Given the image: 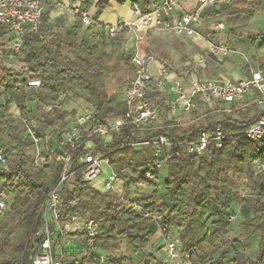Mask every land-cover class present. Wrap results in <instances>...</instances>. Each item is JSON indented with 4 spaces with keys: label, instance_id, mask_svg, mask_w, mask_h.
Masks as SVG:
<instances>
[{
    "label": "trees",
    "instance_id": "trees-1",
    "mask_svg": "<svg viewBox=\"0 0 264 264\" xmlns=\"http://www.w3.org/2000/svg\"><path fill=\"white\" fill-rule=\"evenodd\" d=\"M111 1L98 0L95 5L97 14L109 8ZM113 1L119 5H137L142 14H147L159 0ZM260 2L264 3V0ZM243 4L231 3L233 6ZM45 21L48 22L46 17ZM80 30L81 22L76 17L75 24L66 31L61 42L52 39L43 44L36 37L28 36L22 47L25 56L21 64L25 71L0 70V104L5 103L0 105V147L6 160V169L0 170V184L11 197L5 217L0 222V264H31V258L37 252L31 245V237L43 224L40 208L46 194L59 183L63 168V164L56 161L57 152H53L49 144L45 145L48 150L47 163L41 169L35 166L33 143L23 136L19 121L8 115L9 104L16 101L26 106L24 110H30V105L49 104L54 107V118L52 113L38 118V133L44 141V132L49 126L65 127L69 113L56 106V102L60 92L73 84L87 94V104L95 109L98 122L104 123L122 114V104L119 102V109L115 112L117 115L106 117L104 64L109 60L106 46L90 45L86 39L80 38ZM263 35L249 37L251 44L254 45ZM94 36L103 44L101 38L96 34ZM64 48L67 52L63 51ZM123 53V60L129 61L130 50L125 49L124 42ZM260 64L264 67L263 61ZM26 79L41 80V89L35 96L16 89L15 85ZM8 97L9 100H6ZM150 98L162 101L165 97L153 94ZM259 114L264 112L258 109L256 116ZM255 119L223 118L207 125L185 127L171 122L142 133L127 126L105 140L85 137L83 142L92 143L93 147L89 149L80 147L72 152L64 147V151L70 154L74 182L62 184L60 194L63 204L59 224L73 214L79 216L76 223H81L80 228L77 226L78 230L67 235L73 241L71 245L63 247L64 263L85 264L90 260L94 264H171L174 259L167 262L162 259V244L153 249L150 245L158 229L165 227L161 242L164 243L166 237L179 238L181 246L177 253L190 257L189 261L183 257L179 260L187 264H264V179L255 176L253 169L254 161H264V143L251 142L242 135V131ZM216 127H220L225 135L220 149L211 143L200 157L181 152L178 156H172L166 162L164 171L153 180L142 177V173L157 159L154 148L134 149L131 145L165 136L171 143L183 146L186 142L195 141L201 130L213 132ZM83 154L108 158L116 172L129 173L132 180L124 185L122 193H102L92 188L82 179L86 167L79 162V158ZM242 187L257 194L254 195V203L247 208L242 207L243 198L238 193ZM132 190H136L134 196ZM134 206L142 210L137 211ZM143 211L158 215L160 221L152 222L144 217ZM240 211H246L245 215L241 213L239 216ZM230 214H237L231 224L227 221ZM14 216H17L16 220H13ZM88 219H94L97 224L98 235L91 239L95 250L87 246L90 239L84 227ZM238 220L242 222L234 233L231 228ZM230 235L234 236V240L230 241ZM254 236H259V250L257 257L251 260L243 256L246 248L244 241ZM122 244L126 245L128 251L140 253L142 258L134 262L121 254L119 250ZM79 245L83 249L79 254H85L83 257L68 254L70 250L78 252L75 248ZM149 246L151 249L147 253ZM101 255H106L103 262Z\"/></svg>",
    "mask_w": 264,
    "mask_h": 264
},
{
    "label": "built area",
    "instance_id": "built-area-1",
    "mask_svg": "<svg viewBox=\"0 0 264 264\" xmlns=\"http://www.w3.org/2000/svg\"><path fill=\"white\" fill-rule=\"evenodd\" d=\"M217 0H198L195 8L187 13H179L176 0H159L147 14H142L137 5H132V21L119 20L113 24L98 23L90 15L87 9L79 8V5L71 3L69 6L57 0H0V38L5 37V43L0 46V70L6 68L14 72L25 71L21 64L25 56L23 41L26 37H36L46 44L51 36L47 31L48 22L45 21L46 12L49 9L62 14L64 12L76 15L81 22L82 31H91L101 38L105 43H111L122 39L125 49L130 50L129 65L130 74L122 90L121 104L122 114L112 117L104 123L97 121L95 109L85 103L80 110L70 109L75 104L73 94L69 89L60 92L56 106H61L69 113L65 119L64 128H53L49 126L45 132V141L38 133L36 118L26 106L13 101L9 104L7 113L19 121L23 128V136L31 139L33 143L32 158L35 166L41 169L48 161V150L46 144L53 152H57L56 161L63 164L59 183L54 186L45 196L40 208V217L43 222L41 228L31 237V245L37 250L31 258V264H65L62 254L63 247L71 245L72 239L67 235L79 228L76 222L79 216L73 214L63 224H59L61 218L60 208L63 204L61 187L66 181L74 182L71 172L70 154L64 151V147L72 152L80 147L89 149L92 143L83 142L85 137L110 138L112 134L118 133L121 129L131 126L135 131L142 133L163 126L165 123H177L175 119L183 114L187 118L193 111L203 107L207 113L230 112L243 105H253L259 112H264V69L261 66L253 67L247 63L248 76L237 78L227 74L217 73L214 77H208L205 73L209 70L210 64L215 63L219 67L231 54L227 39L223 36L224 24L212 21L206 30H202L203 15L207 9L213 7ZM97 1L93 5H96ZM166 32L176 37H187L192 43L206 55H196L187 60L182 71L185 76L184 82L189 90L186 91L180 81L172 77L167 67L160 66L155 75L149 70L152 61L150 56L141 53V47L146 42L149 34ZM214 33L215 40L210 35ZM264 58V51L262 53ZM181 76V77H182ZM183 78V77H182ZM184 79V78H183ZM19 92L35 96L41 89L40 79H26L25 82L15 85ZM1 91V90H0ZM153 94L164 96V100H152ZM9 100V97L6 100ZM0 104V105H4ZM41 106V105H38ZM46 113H52L53 118L56 112L49 104L42 105ZM2 108V107H1ZM160 112H165L166 119L161 121ZM162 117V116H161ZM163 123V125H162ZM154 124V125H153ZM245 139L251 142L264 143V114L256 116L255 121L242 131ZM55 137L54 143L52 138ZM225 135L220 127L213 132L201 130L195 141L186 142L183 146L173 144L165 136H160L152 141H143L131 145V147L154 148L157 158L142 173V177L153 180L165 168L166 162L172 156H178L184 152L189 156H202L207 146L211 143L217 149L223 144ZM91 144V147H86ZM180 150V148H182ZM79 162L85 165V172L82 179L92 188L102 192L122 193L125 184L132 180V176L116 172L110 164V160L100 155L83 154ZM109 168L103 186L98 188L95 182L104 176V169ZM6 169V160L3 150L0 147V170ZM254 175L264 179V161L256 160L253 163ZM243 189L247 193L249 189L242 187L238 190L241 198ZM252 195H257L251 191ZM264 202V192L262 193ZM11 197L8 191L0 184V222L3 221ZM135 210H142L134 206ZM144 217L157 223L160 217L156 214L143 211ZM237 214L227 216L228 223H233ZM54 225L53 230L51 226ZM90 241L87 246L95 250L91 239L98 235L97 224L94 219H88L84 227ZM165 227L158 229L153 241L157 242L163 238ZM230 241L234 236L230 235ZM164 249L167 262L183 257L190 260L188 254L180 256L177 252L181 246L179 238L166 237ZM101 262L106 255H101Z\"/></svg>",
    "mask_w": 264,
    "mask_h": 264
},
{
    "label": "rangeland",
    "instance_id": "rangeland-1",
    "mask_svg": "<svg viewBox=\"0 0 264 264\" xmlns=\"http://www.w3.org/2000/svg\"><path fill=\"white\" fill-rule=\"evenodd\" d=\"M81 8V7H79ZM82 9V8H81ZM76 18V15L64 12L60 15L53 14V16H48V24H47V31L51 36L49 42L52 39H57L58 42H61L63 39L66 31L75 24V21L72 20L71 17ZM210 17L213 18L217 22H221L224 24V34L223 36L227 39V42L231 49V54L228 59H226L219 67H216L215 63H212L210 70H208V74H205L209 77L216 76L217 73L227 74L234 77H239V75H243L246 73L245 62L248 61L246 59H252L254 62L256 58L253 57L252 48L253 45L251 44L249 37L264 34V3L258 2V0H254L252 2H248L245 6L242 7H234L229 5V2L225 3H217L214 5L213 8L210 10ZM52 21V22H51ZM50 28V29H49ZM93 32H83L79 31V36L81 39H86L90 45L95 46H106V52L109 55V60L105 62V70H104V88H105V104H106V117H112L117 115L115 113L119 109V102L121 100L122 90L125 87L126 80L130 74V65L129 61H124L123 57L125 54L123 53V41L122 39L115 40L111 43H105L100 41ZM214 33L210 35L211 40L217 39L214 37ZM58 37V38H55ZM153 34L148 35V44L149 47H152L155 44V41L152 40ZM152 40V43H151ZM6 42L5 40L0 39V46H3V43ZM155 46V45H154ZM156 47V46H155ZM144 49V48H143ZM146 49V50H147ZM151 50V49H150ZM64 52L67 50L64 48ZM152 51V50H151ZM193 52V53H192ZM189 56L183 58V61L191 59L197 53H202L198 49H194ZM164 64V63H163ZM170 68V69H169ZM169 71L175 73L178 77L182 76L181 69L177 68L175 65H170ZM248 70V68H247ZM185 79V76H182ZM70 92L73 94V105H70V109H75L76 113L77 110H80L85 103H87V94L83 93L79 89V87L75 84L72 85L70 88ZM156 100V99H155ZM31 113L36 117L39 118L43 114H45V110L41 106L30 105ZM258 109L253 105H243L236 109H233L230 112H216V113H207L203 107H199L198 110L193 111L187 118L185 115L180 114L175 119L179 120L180 127L195 125H207L210 122H218L223 118H232L237 120H248L252 117H256V112ZM160 119L161 121L166 119L165 112H160ZM154 125V124H153ZM163 125V123H162ZM2 138L5 142H7V138L2 135ZM55 137L52 138V142L54 143ZM86 147H91V144H86ZM164 171V170H163ZM166 173V171H165ZM161 179V178H160ZM162 179L160 180V182ZM139 190V189H136ZM136 190H132V195ZM136 194V193H135ZM242 194L244 195L243 200L241 201L242 207H248L254 203L255 198L254 195L251 194V191L247 193L246 189H243ZM245 215V212L240 211V215ZM250 214V213H249ZM17 216H14L13 220H16ZM242 220L236 221L232 225V231L234 233L238 230L239 223ZM81 223H76V226L80 228ZM155 239V238H153ZM152 239V241H153ZM156 241V240H155ZM157 241V244H162L163 248L161 251L162 259H166V251L164 249L163 242ZM246 248L243 251V256L247 259L254 260L257 257L258 250H259V236H254L252 238L247 239L244 241ZM77 250V249H75ZM74 251V250H73ZM80 251V249L78 250ZM76 252V251H75ZM74 253V252H73ZM82 253V252H81ZM79 254L78 256H80ZM83 255V254H82ZM161 258V257H160ZM175 261L171 264H187L179 259H174ZM168 261V260H167ZM240 264V262L238 263Z\"/></svg>",
    "mask_w": 264,
    "mask_h": 264
},
{
    "label": "crops",
    "instance_id": "crops-1",
    "mask_svg": "<svg viewBox=\"0 0 264 264\" xmlns=\"http://www.w3.org/2000/svg\"><path fill=\"white\" fill-rule=\"evenodd\" d=\"M57 1L61 2L62 4L66 5V6H69L71 3H74V4L79 5V7H81L82 9L83 8L87 9L88 12L90 13V15L92 17H95V20L101 24H113L119 20H125V21H132L133 20L132 5L130 3H125L123 5H119L112 0L110 2L109 8H107L103 12L97 14L98 13L97 8L93 4L95 3V1H98V0H57ZM176 1H177V10L179 13H187V12L192 11L198 2V0H176ZM252 1H254V0H217L216 4L229 2V5H231V3L239 2V3H244V4L241 6H234V7H242V6H245L246 4H248V2H252ZM258 2H260V0H258ZM231 6H233V5H231ZM213 7H211V8H213ZM211 8L207 9L203 15L202 30L203 29L206 30V28L209 26V23L212 21H215V20H212L213 18H211L210 16H208V17L206 16L207 14H210ZM54 13H56V15H60V13H58L57 11L49 9L46 12V18L48 16L49 17L53 16ZM71 18H72V20L75 21V18L73 16ZM261 35H263V34H261ZM0 39L5 40V37L0 38ZM148 39L149 38H147L146 42L142 45L141 53L145 56H150L152 58V61L149 64V70H150V73L152 75H155L157 73V70L159 69L160 66H164L167 68H169L170 65H175L177 68H181V66L183 67L184 63L187 61V60L183 61V58L186 56H189L190 53L192 51H194L195 48L202 52L199 54L197 53L196 55H206L205 51H202L199 48H197L192 43V41L187 37H176V36L168 34L166 32L154 33L152 40L155 41L154 45L156 47L153 45L152 47H149V50L147 49V47L149 46ZM152 40H151V43H152ZM263 42H264V35L259 36L256 43L253 45L254 48H252V53H253V57L256 58V61L254 62L252 59L251 60L246 59L248 61L247 63H250L253 67L261 66L260 61L264 62V58L262 57V55H263L262 53L264 51V48L262 47ZM247 63L245 62V65H243V66L246 67ZM211 65H212V63L210 64V67H211ZM261 67L264 68L263 66H261ZM245 69H246V73H244L243 75H239V77H237V76L236 77L237 78H243V77L248 76L249 73H248L247 67ZM209 70H210V68H209ZM171 73H172V77L175 80L180 81L182 83L184 89L186 91H188L189 88H188L187 84L184 82L185 79H183L182 77H178L173 72H171ZM205 74H208V72H206ZM71 87H69L68 89L71 90L70 89ZM108 173H109V168H105L104 169V176H102L101 179H99L95 182V184L97 185L98 188H101L103 186V182L105 181ZM150 245L152 247L149 246L147 248V250H146L147 253H149L148 249H151V248L153 249L156 246H158V244L155 241H151ZM78 247L75 249H78V250L82 249V246L79 245ZM73 252L74 251L70 250L68 254L70 255ZM119 252L121 254H125L127 257H129L134 262H137L142 258V255L140 253H132V252L128 251L125 244H122L120 246ZM76 254L79 255V251L76 253L75 252L73 253V255H76ZM84 255L85 254H83V255L81 254L80 256H77V258H81ZM85 264H94V263L90 260H87L85 262Z\"/></svg>",
    "mask_w": 264,
    "mask_h": 264
}]
</instances>
